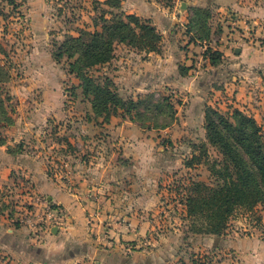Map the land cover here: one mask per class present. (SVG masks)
Returning <instances> with one entry per match:
<instances>
[{
    "label": "rangeland",
    "instance_id": "rangeland-1",
    "mask_svg": "<svg viewBox=\"0 0 264 264\" xmlns=\"http://www.w3.org/2000/svg\"><path fill=\"white\" fill-rule=\"evenodd\" d=\"M181 1L191 0H132L130 7L120 9L101 0H50L54 21L43 39H49L54 53L55 63H50L36 61L33 46L29 48L31 38L44 35L23 29L28 25L24 15L11 18L20 11L17 4L0 0L10 34L0 38V87L6 109V113L0 111V118L7 116L0 120V141L10 142V151L29 155L34 163L30 173L15 172L0 197V212L5 210L11 224L24 227V235L33 236L34 241L22 247L23 262L18 259L21 256L14 257L0 246V264L236 261L230 250L203 245L206 233L196 231L203 218L188 216L185 203L194 181L218 183L213 165L226 161L221 147L208 141L205 114L209 107L229 118L236 108L243 110L261 125L264 142L263 70L255 71L259 78L253 77L261 88L257 86L259 90L243 101L234 88L225 86L226 82L236 85L239 73L247 70L235 61L230 48L243 41L245 34V40L255 38L257 28L245 32L231 9L217 12L211 5L196 4L187 14L181 10ZM152 2L157 4L158 25L153 23L161 33L165 31L158 53L173 55L180 49L190 55L196 71H202L198 74L203 76L202 85L181 91L174 85L146 90L147 71H151L147 61L152 56L131 44L130 38L114 43L108 62L89 68L72 70L71 64L82 55L78 46L72 47L71 56L69 49H63L64 56L57 58L60 47L82 30H102L103 15L112 20L125 18L130 11L149 13L155 7ZM167 8L176 10L173 20L164 18ZM189 68L180 63L181 73L187 74ZM216 68L224 70L220 78L212 77ZM80 73L99 83L109 80L121 101L97 113ZM206 84L209 87L204 89ZM28 92L33 94L30 103ZM45 100L54 107L48 116L35 109ZM131 121L137 128L126 125L124 138L122 124ZM191 161L192 166H187ZM44 168L53 184L54 202L48 200L51 192L32 186V174L42 175ZM50 206L60 207L63 217H48ZM228 228L263 236L264 206L238 207Z\"/></svg>",
    "mask_w": 264,
    "mask_h": 264
},
{
    "label": "trees",
    "instance_id": "trees-1",
    "mask_svg": "<svg viewBox=\"0 0 264 264\" xmlns=\"http://www.w3.org/2000/svg\"><path fill=\"white\" fill-rule=\"evenodd\" d=\"M8 2L16 4V0ZM104 3L113 9L122 7L121 0H105ZM102 19V30H82L78 37H72L60 47L57 58H62L67 49L71 51V56L72 47L78 46L82 55L77 62L71 64L72 70L76 67L89 68L108 62L113 57L114 43L123 42L127 38H130L129 42L136 47L158 52L163 34L150 19L142 21L141 17L134 13H127L125 18L114 17L112 20L103 15ZM212 58L213 63L216 56ZM0 69L3 70L1 62ZM80 78L84 82L85 92L93 96L92 104L97 113H103L110 104L117 105L121 101L109 80L99 83L87 73H80ZM1 92L0 87V111L6 113ZM7 99L10 100V96ZM205 118L208 141L221 147L226 161L213 165L212 171L218 178L216 185L193 182L194 185L187 190L185 204L188 216L203 218L200 227L196 228L197 232L222 235L226 233L229 220L238 207L252 210L259 203L264 206L262 128L254 117L238 108L232 113L233 120L224 117L212 107L206 110ZM0 120H7V116ZM192 164L193 161L188 162L187 166Z\"/></svg>",
    "mask_w": 264,
    "mask_h": 264
},
{
    "label": "crops",
    "instance_id": "crops-1",
    "mask_svg": "<svg viewBox=\"0 0 264 264\" xmlns=\"http://www.w3.org/2000/svg\"><path fill=\"white\" fill-rule=\"evenodd\" d=\"M101 1L103 3L105 2V0ZM121 1L122 5L125 7H130V3L132 2V0ZM16 4L17 10L20 11L16 12L17 17H13L12 15L11 18L18 20L20 19V16H18L19 14L24 15L28 25L23 29L28 28V31L42 33V35H44L42 38L38 39L31 38L33 43H30L32 45L27 47L31 48L33 46L31 52L32 57L36 61L45 59L50 63L54 62L49 39L43 40L46 37V33L49 36V31L52 28L54 21V14L52 13L50 0H16ZM153 4L155 7H153L152 12L144 14H142L140 10L137 12H130L139 16L144 15L148 18H151L152 21L158 25L156 18L157 4L152 2V6ZM180 4L181 10L187 14H189L191 5L196 4L200 6L211 5V7L217 12H223L226 9H231V11L238 15L237 23L244 28L245 32H248L249 27L252 28L253 26H256L257 35H255V38L245 40L247 36L245 34L243 35L245 38H242L243 41L238 42V44L236 43V45L230 48L235 61L241 62L240 64L243 65V68H246L247 70L241 71L239 73L241 77H239V82L236 85L232 82H226L225 85L227 88L229 85L231 86L228 88V90L234 88L239 100L242 101L244 100L242 99L243 97L247 95L250 97L255 94L259 88H261L259 79H253V77L259 78L255 71L263 70L264 72V0H191L185 2L181 1ZM8 5L11 4L8 3ZM164 12H168L167 17H164L168 18V20H173L177 15L175 9L171 10L170 8H167L164 9ZM7 22L6 15L0 12V38L1 36L4 38L10 36V34L7 32ZM164 33L165 31H162V34ZM36 41H38V43H36ZM149 54L152 57L147 61V66L151 71H147L150 76L148 83L149 89L147 88L146 90H151L156 86L174 85L177 86L181 91L187 90V88H191L193 85H199V83L201 85L203 84V76L198 75L202 71H196L197 69L194 68L192 58L190 55H183L182 50L179 49V52L174 53L173 55L167 52L159 54L155 51L149 52ZM181 59H184V61H181ZM184 62L187 67H190L187 74L181 73L180 70V63ZM255 66L258 68H255ZM209 68H214V66L210 65ZM219 72L223 73L224 70L221 68H216L215 71H213L212 77L215 75L216 78H220ZM221 77H224L223 74ZM254 80H256V82ZM203 86H205L204 89L209 87L207 84ZM210 88L212 89V86ZM27 96L28 102L30 103V101L33 100V94L28 92ZM38 105L39 107L36 106L35 108L37 112L51 114V112L54 110L53 103H49L48 100H45L43 103ZM126 125L132 129L137 128V125L133 121L130 123L124 122L122 124V128H128ZM123 133L124 138H126V136H128V130L125 129V132ZM9 144L10 142L8 141L7 143L5 141H0V197L2 195V190L12 180L13 174L15 172L19 173L21 171L22 174L26 172L30 173L33 171L32 168L34 167V163L29 161L31 159L29 155L10 151V149H8ZM32 175L33 180L31 182L34 189H38V191L45 190L47 192H51V195L48 196V200H52L54 202L55 198L52 195L53 184L45 168L43 169L42 175H38L36 172H34ZM11 220L12 219L8 214H6L5 210L0 212V246H3V248L8 251V253H11L14 257L21 256L18 259L22 260L23 262L24 258L22 257V247L26 246L28 248V245H30V242L32 243L34 241V238L33 236L27 234L24 235V227H20L16 224L12 225L10 222ZM56 231L58 230L56 229ZM204 236L203 245L222 247L232 251L236 255V261L232 260L235 262L228 264H264V235H254L253 232L251 234L248 232L241 233L238 230H230V228H228L226 233L222 235L206 234Z\"/></svg>",
    "mask_w": 264,
    "mask_h": 264
},
{
    "label": "built area",
    "instance_id": "built-area-1",
    "mask_svg": "<svg viewBox=\"0 0 264 264\" xmlns=\"http://www.w3.org/2000/svg\"><path fill=\"white\" fill-rule=\"evenodd\" d=\"M255 28L256 26H253L252 28L250 27V30H255ZM52 214L56 215V217L60 219L63 217V211L61 210L60 207H52V206L48 207V217H50Z\"/></svg>",
    "mask_w": 264,
    "mask_h": 264
},
{
    "label": "water",
    "instance_id": "water-1",
    "mask_svg": "<svg viewBox=\"0 0 264 264\" xmlns=\"http://www.w3.org/2000/svg\"><path fill=\"white\" fill-rule=\"evenodd\" d=\"M54 231L56 232V229Z\"/></svg>",
    "mask_w": 264,
    "mask_h": 264
}]
</instances>
